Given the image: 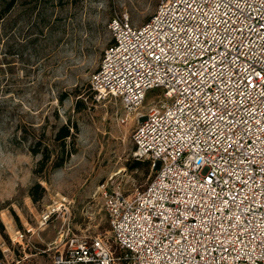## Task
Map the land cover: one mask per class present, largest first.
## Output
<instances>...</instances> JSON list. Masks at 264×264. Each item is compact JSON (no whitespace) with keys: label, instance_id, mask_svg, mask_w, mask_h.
I'll use <instances>...</instances> for the list:
<instances>
[{"label":"built area","instance_id":"built-area-1","mask_svg":"<svg viewBox=\"0 0 264 264\" xmlns=\"http://www.w3.org/2000/svg\"><path fill=\"white\" fill-rule=\"evenodd\" d=\"M157 8L112 17L90 81L134 120L150 180L131 195L103 183L110 235L62 230L51 264H264V0ZM0 264L21 260L3 249Z\"/></svg>","mask_w":264,"mask_h":264},{"label":"rangeland","instance_id":"rangeland-1","mask_svg":"<svg viewBox=\"0 0 264 264\" xmlns=\"http://www.w3.org/2000/svg\"><path fill=\"white\" fill-rule=\"evenodd\" d=\"M10 0H0V11ZM161 0H15L0 20V254L21 264H51L49 248L62 230L110 235L102 187L123 194L146 187L149 161L132 169L134 120L115 98H97L93 73L111 42L109 22L129 15L142 25ZM158 91L148 92L155 99ZM78 125L61 167L36 168L45 146L58 154L55 133ZM41 140L40 153L32 148ZM46 190L34 201L31 188ZM49 217L47 218V216ZM24 234L17 241L18 232ZM116 248V246H114ZM117 252H119V249ZM8 252V251H7Z\"/></svg>","mask_w":264,"mask_h":264},{"label":"trees","instance_id":"trees-1","mask_svg":"<svg viewBox=\"0 0 264 264\" xmlns=\"http://www.w3.org/2000/svg\"><path fill=\"white\" fill-rule=\"evenodd\" d=\"M14 2L15 0H10L7 2L6 7H4L0 11V20L3 19L4 13L8 10V8H10L13 5ZM90 88L91 90H93L91 84H90ZM93 92L95 93L94 90ZM78 130H79L78 125L76 123H71V122L62 124L58 127L55 133V138H54L56 143L58 144L57 145L59 149L58 154L56 158L51 162V164H49V162L51 161V151L49 150L48 146H45L44 151L42 152V157L39 160L37 168H36L37 174L41 175L44 172V170L48 167H50L51 169H56L62 166L65 160L68 159L73 152L70 149V139L72 140L73 143H75L76 134ZM40 146H41V140H38L36 144L34 145V147L32 148V151L34 152V154H38L41 152ZM144 163H147V162L134 159L132 169H135ZM150 164H149V167H150ZM45 191L46 190L41 186L40 183H36L31 188L30 195L34 201H38L43 197Z\"/></svg>","mask_w":264,"mask_h":264}]
</instances>
